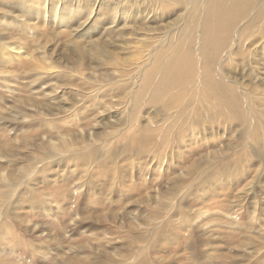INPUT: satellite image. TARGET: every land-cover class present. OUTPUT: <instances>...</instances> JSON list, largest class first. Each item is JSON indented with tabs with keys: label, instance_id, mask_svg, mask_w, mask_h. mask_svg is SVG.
I'll return each mask as SVG.
<instances>
[{
	"label": "rangeland",
	"instance_id": "rangeland-1",
	"mask_svg": "<svg viewBox=\"0 0 264 264\" xmlns=\"http://www.w3.org/2000/svg\"><path fill=\"white\" fill-rule=\"evenodd\" d=\"M0 7L2 9L1 5ZM184 9L186 8L182 7L181 11ZM196 11L188 17L184 23L185 27L181 26L177 28L178 31H171L170 37L167 39L164 36L171 29L166 28V26L169 27L171 23H164L165 18H153L156 23L148 27L151 24V20L147 25L150 31H145L137 26L133 29L129 27V29L123 31L120 29L121 24L118 23L113 28L114 37L108 39L103 33V29L108 26L105 24L98 25L97 29L92 31L86 29V32L74 29L73 25L71 28L67 27L68 32L66 33L64 28H62L63 26H56L51 22L52 18L44 21L43 18L37 19L35 16L31 18L28 15L20 16V13H17L16 10L11 11L10 16H6L16 20H23L22 24H24V27L21 28V31H23L20 32L26 38L22 36V38L18 39L10 28L8 30L10 37L6 36L5 40L6 38L7 41L9 38H16L15 44L25 48H29L33 44L32 48L34 49L37 48L34 44L39 43L40 49L37 50L39 53L34 50V55H30V53L22 55V52H20L21 54L18 57L2 55L4 63H7L8 67L10 66L8 72L15 75L10 76L11 82L5 83L4 87L0 86V141L3 139L20 140L25 134L26 127L30 129L40 124L43 128L46 125V127H49V122H46L49 118H55V120L57 119L58 122H61L64 119L60 118L70 117H67L66 114L71 115V108L69 110L63 108L59 112V110L54 108L49 110L43 107L38 112L33 111L30 113L31 115L28 114L29 118L23 121L24 123H21L18 120L19 117L16 120L14 112L9 111L12 108L32 111L30 107L22 103L28 96L23 89V86L28 84V79L25 78V72L22 68L23 63L32 64L34 62L43 66L50 61L52 64L54 63L55 72L64 70L66 66L70 67L71 64L73 68H76L79 64L78 58H76L79 57V53L76 50L73 51L72 47L62 46L63 39L68 36L74 41H79L82 50H86L84 57H82L86 61L85 65H83L84 69L77 73L76 71H71L72 74L76 75L82 72L84 77H86V92L89 88H94L93 86L99 83L104 84L105 88H103L104 90L102 88L99 89L98 92L106 93L108 91L106 83L120 80L124 73L128 71H131V75H134L133 81L125 86V91L128 92L127 98H124V94H122L121 105L115 108H107L110 113L106 119L111 123L108 126L110 129L105 128V121H102L96 128V130H100L98 132L106 133V135L110 133L109 130L113 129V135L105 139L104 142L97 139L98 143H95L92 147L97 150L96 157L86 168L88 170L95 169L117 139L120 140L119 145H115L116 147L111 156L115 159L114 166L116 168H118L117 165L118 163L120 164L121 158L127 157L128 153L131 158L133 157L134 161H136L135 158L141 157L143 153L140 152V148L142 149L145 144L147 149L151 148L150 150L148 149V154L154 155L155 158L160 153V148H154L155 145L160 144V137H156L152 133L161 131L160 127L168 126V122L165 119L169 115H171L169 119H173L175 110L163 109L162 104H157L144 107L140 111L141 114H138L140 118H136V121L130 117L133 113V107L144 106L145 102L148 101L146 97L142 101L135 99V95L140 93L142 72L150 64L141 69L146 63L147 57L144 58V55L147 52L150 54L152 50L156 49L163 61L159 65L167 63L168 68L175 69L176 65L174 64L177 61H181V53L187 50L193 56L194 74L196 76L200 75L201 71L199 68H201L202 62L206 61L207 55L199 56L198 54L199 42L202 39L200 26L202 13L198 8ZM6 21L9 24L12 19L8 18ZM92 22L93 20L90 23L92 24ZM126 23L129 24L130 22L126 21ZM25 24L32 29L30 33L25 28L27 27ZM241 24H243V21ZM240 29L238 27L234 28L229 34V47L233 49L232 45L234 44L237 48L229 50L228 46H226L221 58L212 63L214 71L210 70L211 77L214 78L215 76L216 80L219 79L225 84L230 81L233 88V91L230 90L231 92L227 95L235 101L233 108L239 117L234 118L233 112L231 121L233 124L230 125L228 131L223 125V127H217L218 129L215 128L214 131L210 129V132L201 130V133L195 131L194 134L192 131V136H185L186 139L180 141V149L176 147L178 142L175 140L172 147L163 150L160 155L162 158L164 156L161 159L163 161L161 167L151 161L146 175L136 174L133 180L137 181V177L140 181H147V183L153 180L152 186L145 190L143 189L141 193L152 197L146 205L139 202L134 204L127 203L128 201L124 204H121L120 201H115L112 205H107L105 204L107 202L106 199L109 198L102 195L101 191H97L96 185H99V183L96 178H94L95 180L93 179L92 186L79 188L76 177L71 176L70 180L67 181L65 176H68V174H65L61 170V166L55 162H49L52 165L45 170H42L41 163H38L40 166L38 170L41 169L38 174L34 176V179L33 177L30 178L29 183L22 184V187L17 190V195H21L25 202L20 206H14L13 201L10 200V192H8L9 199L0 206V264H139V261L142 260L147 261L146 264H264V146L260 142H256L257 145L249 141L246 153L250 157L251 165L249 169L246 168V171H242V183L230 186V184L224 185L222 182L220 184L211 181L217 179L218 175V180L220 177H225L226 171H232L229 169L231 165L229 154L231 152L226 151L224 153V149L234 147L232 143L236 145L234 150L240 149L242 144L245 145L243 141L246 138L244 136L253 138L252 135L255 137V134L256 136L260 134L259 138L264 139V126L262 125L264 123V59L256 58V55L250 54L252 50L257 48V43L250 46L254 41L251 36H247L243 43L235 44ZM40 31L41 34H39ZM20 32H17L16 35H20ZM153 34L158 35L156 41L151 36ZM41 35L44 37L42 40L39 39ZM9 41L11 43L10 39ZM93 41L98 44L102 41V47L100 48L102 53H97L95 56L92 55L96 58L90 56L93 51L89 49V44ZM207 49L212 50L210 46ZM228 51L234 54L235 60H230V62L233 63V69L236 72L231 69V64L227 68L223 67L225 54ZM70 52L73 54V60L67 64L64 56ZM244 52H246V56ZM239 53L243 56L236 57ZM30 56H33L32 61H29ZM44 57L47 58V62ZM82 58L80 60H83ZM108 62H113V68ZM245 62H248L246 66L243 65ZM161 69L162 66L160 67ZM215 72L219 77L216 76ZM226 73L235 78L227 77ZM104 74H108V77H104ZM105 79L106 81L103 82ZM190 81L193 82L191 79ZM201 81H203L202 76ZM58 84L55 88H61ZM121 84L122 82L118 85L121 86ZM196 84L195 82L190 88L184 90L186 97L182 96L183 101L191 97L192 92L197 91ZM47 91H49V88ZM173 91L176 90L171 92ZM32 92L30 90V95ZM213 96L211 95L210 97ZM133 99L136 100L135 103H133ZM95 100H100V98ZM114 100L115 98H112V101ZM218 103L219 100L217 101ZM86 108L99 112V105H94L90 100H86ZM227 110L232 111L229 106H227ZM251 110L259 112L254 122L249 118L251 117ZM46 111L49 116L45 115ZM201 114L207 115L203 110H201ZM149 118L154 121L150 125L148 122ZM131 125L133 126L131 127ZM146 130H150V132ZM123 131L125 132L123 133ZM118 135L120 137H117ZM121 135H125V138ZM106 140L108 141L106 142ZM123 143L134 147L130 151H124V149L120 148ZM212 143L214 144L210 146ZM195 146H201L203 149H197L193 156L185 153L183 157H180L179 153H177L184 150L187 151V149L189 150ZM103 148L104 150H102ZM18 151L20 156L16 157L18 158L16 168L25 165L26 162H23L21 158L25 153L29 155L27 151L22 150V147ZM79 151L80 160L83 159L82 155L90 152L88 150ZM145 154L146 156L148 155L146 152ZM144 158L146 157L144 156ZM22 159L24 160V157ZM140 160L144 161L143 158ZM48 161H51V159ZM226 161L227 163H225ZM75 162L77 161L75 160ZM136 163L137 168L138 162ZM192 163L197 164L198 169L195 170L191 167ZM245 164L247 166V162ZM109 165L111 168L112 164ZM70 166H74L73 162L69 164V169L67 167L66 169L71 172L75 170L74 167H71V169ZM241 168L245 169L244 165ZM128 170L131 171L129 168ZM164 173L167 175L162 178L161 175ZM125 181L123 187L127 189L130 183ZM65 182L67 183L65 184ZM132 182L135 183V181ZM243 187L245 188L243 189ZM126 191L130 195L128 189ZM11 194H14V192H11ZM92 195L93 198H91ZM114 198L118 199V195L114 194L109 200H114ZM110 212L115 213V219L112 221L105 218V215ZM123 213L126 215L127 220L135 217L134 224H137L138 228L128 225L129 228L132 226L131 230L133 232L131 230L128 231V227L124 225V227H120L122 222L120 219L121 215H124ZM103 216L105 219L101 218ZM182 221L184 223L188 222L187 227L181 225ZM140 237L143 239L140 240ZM186 237H189L190 241ZM131 239H133V242L130 241ZM186 241L191 242V245L186 246Z\"/></svg>",
	"mask_w": 264,
	"mask_h": 264
},
{
	"label": "bare ground",
	"instance_id": "bare-ground-1",
	"mask_svg": "<svg viewBox=\"0 0 264 264\" xmlns=\"http://www.w3.org/2000/svg\"><path fill=\"white\" fill-rule=\"evenodd\" d=\"M0 5L2 6V9L0 7V41H1L0 43V86H3V87L5 83H7L8 81L11 82L10 76H12L14 73L11 74L10 72H8L9 71L8 69L10 66L8 67L7 63H4L3 61L4 59H2V55L18 57L21 54L20 52H22V55L23 54L28 55L29 53L30 55H32L34 53V50L35 52H38L37 50L40 49V47L38 46L39 43L34 44L35 46H37V48L34 49L32 48L33 44H31L29 48L28 47L25 48L24 46H19L15 44L14 42L16 41V38H12V39L9 38L11 40V43L9 39H8L9 42L7 41V38L5 40L6 36L10 37L9 36L10 33H8V30L10 28H11V31H13L15 37H17L18 39L22 38L23 36L21 34V32L23 31V30L21 31V28L24 27L23 26L24 24H22L23 20L21 19L16 20L14 18L6 16V15H9L11 11L13 10H16L17 13H20V16L28 15L31 18L32 16H35L37 19L43 18L44 21L45 20L48 21L50 18H52L51 22L56 26H63L62 28H64V32L66 33L68 32L67 27L71 28L73 25H74L73 26L74 29L80 30L82 32L83 31L86 32V29L88 31H92V30L97 29L98 25L101 26V24L103 25L105 24L108 26L107 28L103 29V33L105 37L108 39H112V37H114L113 28H115L118 23L121 24L120 29L123 31H126L127 29H129V27L133 29L135 26L145 31H150L148 27L153 26V24L156 23L155 19L153 18H156V17L163 18V19L165 18L164 23H168V24L171 23L169 27L166 26V28L171 29L164 36V38L166 37L167 39L170 37L171 31L172 32L178 31L177 28L181 26L185 27L184 23L186 22L188 17H190V15L193 14L194 12H197L196 9L198 8V10L200 9V12L202 13V18L200 21V26L202 30V39L199 42L200 48L198 50L199 51L198 54L199 56L207 55L206 61H203L201 68H199L201 71V74L196 76L194 74L195 71L193 70L194 63L192 62L193 61L192 53H190L187 50L181 53L180 55L181 61H177V63L174 64L176 65L175 69L168 68L167 63L159 65L163 61L161 59V55L159 54L158 51H156V49L152 50L150 54L147 52L146 55H144V58L147 57L146 63H144L141 69L147 67V64L149 63L150 64H149V67L146 68L142 72V79L140 80V93L135 95V99H137L138 101H142V99L146 97V100L148 101L146 102L143 101L146 103L144 106H139L138 108L133 107V113L130 115V117L132 118V120L136 121L135 119L136 118L138 119L139 117L138 114L144 107L151 106V105H157V104H162L163 109H174L175 110L173 112V115H174L173 119H169L171 115H169L165 119V121L168 122V126H164L162 128L160 127L161 131H156V133L155 132L152 133L154 136L156 135V137H160L161 139V140L159 139L160 144L158 143L154 147L156 149L160 148V151H159L160 153H158V155L155 158H154V155L153 156L149 155L148 149L150 150L151 148L147 149V147H145L146 144L144 142L145 146H142L143 147L142 149L140 148V152L143 153L141 157L140 156L139 158L134 157L136 160L134 161V159H132L133 157L131 158V156L128 153L129 156L127 155V157L121 158L120 164L118 163L117 165L118 168H116L114 166L115 159L114 157L112 158L111 156L113 155L112 152L114 151V148L117 145H119L120 140L117 139V141L113 143L112 145L113 147H111V149L108 150L109 152L106 154L103 160L101 159L102 161L100 163L98 162L99 164L96 166L95 169H92V170H88L86 168L88 167V165L91 164V162H93V159L94 157H96V154H97V150L93 149L92 147L94 146L95 143H98V140H103L104 142L105 139H107L108 137H112L113 135V129L109 130L110 133L106 135V133L104 134V133L98 132L100 130L99 129L96 130V128H98V126L100 125L102 121H105L104 122L106 124L105 128L110 129L108 128V126L111 123L107 121L106 119L107 115L110 113L108 112L107 108L108 107L115 108L121 105L122 100H123V98H121L122 94H124V98H127L128 92L125 91V86L133 81L134 75H131V71H128L124 73V76H122L120 80L115 81V82L106 83V86H107L106 89H108L106 93L98 92L99 89L105 88V85L99 84L97 83V81H95L97 85L93 86L94 88H89V90L86 92V77H84L83 73L81 72L80 74H77V75L72 74V72L76 71L77 73L84 69L83 65H85L86 61L82 57H84L83 55L86 53L85 52L86 50L85 51L82 50V47L80 45L81 43H79V41L78 42L74 41L70 37L68 38V36H66L63 39L62 46H65L67 48L72 47L73 51L76 50L79 53L78 54L79 57H76L78 58L77 61L79 63L76 66V68H73L71 64L70 67L66 66L64 70H60L61 72L60 71L55 72L54 71L55 67L53 66L54 63L52 64L50 61L43 66L40 63L36 64L34 62H32V64L23 63L22 68L25 72L24 73L26 76L25 78L28 79V84L24 85L23 89L25 93L28 94V96H26V99H24L23 102L22 101L21 102L25 104L26 106L30 107V110L32 111H28L26 109L16 110L12 108L9 111L14 112L15 119L17 120V118L19 117L18 120L19 122L22 123L27 118H29L27 116L28 114L32 113L33 111L38 112L43 107L49 110L51 108H54L56 110H59V112L63 110V108L64 109L66 108L65 110H69V108H71L72 113L71 115L66 114L67 117L70 116L69 118L59 117L60 119H64L61 122H58V120L57 119L55 120V118L54 119L49 118V120L46 121L47 123L49 122V125H50L49 127H46L47 126L46 125L43 128V126H40L41 124L37 127L33 125L35 128L31 127L29 129L26 127L25 134L23 137L20 138V140L3 139L2 141H0V206L3 205L4 202H6L9 199L8 192H10V197H11L10 200L13 201L12 203L14 206L17 207L23 204L25 200L21 197V195H17L18 194L17 190L20 187H22L21 186L22 184L29 183L30 178L33 177L34 179V176L38 174V172L41 169L45 170L46 168H50V165H52V163H49V162H55L56 164L61 166V170L64 171L65 174L66 173L68 174V176H65L67 181L70 180L69 178L71 176L73 177L75 176L78 182V185H79L77 186L79 188L83 186L84 187L92 186L91 183L93 184V179L96 178L97 182L99 183V185H96V189L97 191H101L102 195L108 196L109 199L111 196H114V194L118 195V199L114 198V200L112 199L113 201L106 199V197H104L107 201L106 203L105 202L104 203L107 205L108 204L112 205L113 202L115 201H120L121 204H124L126 201H128L127 203L134 204V203L139 202L143 205H146V203H148L150 199H152V197L148 194L146 196L142 195L141 193L143 189L145 190L146 188H149L152 186L153 180L147 183V181H142V180L140 181V179L137 177L138 179L137 181H140V182L136 183L137 181L133 180V177H135L136 174L146 175L147 168L149 167V163L151 161H154V164H156L158 167H161L163 165L162 164L163 161H161V159H163L164 156L162 158V156L160 155L162 154L165 148L168 149V147L169 148L172 147L175 140L178 142L177 146L176 145L175 146L179 148L180 141L186 139L185 136H188V137L192 136L193 134L192 131L194 132V134H195V131L197 132L199 131L201 133V130L210 132V129L214 131L215 128L217 127L219 128L222 125L225 126L226 131H228V128H230V125L233 124L231 123L233 119V112H234V118L239 117V115L235 113V109L233 108V103L235 101L230 99V97L227 95L229 92L233 91L230 81H228V84H225L219 79L216 80L215 76H214L215 79L210 76V70L214 71L212 63L216 62L218 58L219 59L221 58L225 47L228 46L229 50H235L237 48V46L234 44L232 45L233 49L229 47L230 46L229 45L230 43L229 34L234 30V28L238 27V29H240L241 27V29L238 31L235 44L240 43V42L243 43L247 36H251L254 39V41L251 43L250 46L257 43L256 44L257 48L252 50L250 54L256 55V58L260 57V59H264V0H203V1L202 0H0ZM182 7H185L186 9L181 11ZM8 18L12 19L11 23L9 24L6 21V19ZM92 20L93 22L91 24L90 22ZM126 21L130 23L127 24ZM150 21H151V24L147 27ZM242 21H243V24L240 25ZM26 26L27 27L25 28L28 30V33H30L32 29L28 28L29 27L28 25ZM17 32H20V35L17 36L16 35ZM39 34H41V31ZM151 36L155 41L158 39V35L153 34ZM43 38H44L43 35H41V38L39 39L42 40ZM3 39L4 41H2ZM156 44L154 45L156 46ZM89 45H90L89 49L93 51V53H91L90 55L92 58H96V57H93L95 56V54L102 53L100 50V48L102 47V41H100L99 44L96 43V41H93ZM208 46H210L212 50H208L207 49ZM244 55L246 56V52H244ZM72 56H73L72 52L64 56V60L67 64H69V62L73 60ZM238 56L240 57L243 55L239 53L236 55V57ZM81 58L83 60H80ZM32 59H33V56H30L29 61H32ZM44 59L45 61L47 60L46 57H44ZM230 60L234 61L235 58H234V54L228 51L225 54V62H224L223 67L227 68L229 67V64H231V67H232L231 69L234 72H236L233 69L234 68L233 63H231ZM247 63L248 62H245L243 65L246 66ZM108 64H110V66L113 68L114 66L113 62H108ZM161 66H162V69L160 70ZM107 75H105L104 77H106ZM223 75H224V72H223ZM201 76H202L203 81H201ZM216 76L218 75L216 74ZM226 76L231 79L235 78L234 76H231L230 74H227V73H226ZM106 79L103 80V82L106 81ZM190 79L193 82H191ZM120 82H122L121 86L118 85ZM195 82L197 83L195 86L196 88H198L197 91L192 92L191 97H188L187 100L183 101L182 96L186 97V95H184V90L187 88H190ZM57 84L61 88L59 87L55 88ZM48 88H49V91H47ZM30 90L31 92L33 91L31 95H30ZM59 90L60 92H58ZM172 90H176V91L171 92ZM211 95H214V96L210 97ZM97 98L98 99L100 98V100H95ZM112 98L113 99L115 98V100L112 101ZM135 99H133V103L136 102ZM86 100L92 101L94 105H99V108H98L99 112L91 108L90 109L86 108ZM218 100H219V103L217 104ZM113 102L114 104H112ZM181 103L183 104L181 105ZM227 106H229L232 111L227 110ZM201 110L205 111L207 115L201 114ZM251 112H252L251 117L249 118L252 119V122H254V119L257 117V114L259 112L258 111L254 112L252 110ZM261 113H263V111H261ZM210 114H213V115H210ZM45 115L49 116L47 111ZM148 122L150 125L154 121H152L149 118ZM262 125L264 126V123H262ZM132 126L133 125H131V127ZM146 131L150 132V130H146ZM124 132L125 131H123V133ZM259 135L260 134L256 136L255 134V137L254 135H252L253 138L244 136L246 138L243 141L245 145L242 144L241 148L238 150H234L236 146L234 145L235 143L234 144L232 143V146L234 147L224 149L223 151L224 153H226V151L231 152V153L229 152L230 153L229 156L231 157L230 158L231 160L229 161L231 163V165L229 166V169H231L232 171L231 172L226 171L225 177H220L218 180V176H219L218 175L217 179H213L211 181L213 183L218 182L220 184L222 182L224 185L230 184V186H234V184L240 183L242 181V176H243L242 171H246V168L249 169V166L251 165L250 157L246 153V148L249 147V141H252L254 143L260 142L262 146H264V139L259 138ZM121 136H124L123 138H125V135H121ZM117 137H120V135H118ZM107 141L108 140H106V142ZM131 141H130V144H131ZM139 144H140V141H139ZM213 144L214 143L210 144V146H212ZM120 146L119 147L121 149H124V151L125 150L130 151L132 150V147H134V146L132 147L127 146V143L126 144L123 143ZM20 147H22V150L27 151L30 156L25 153V155H23L24 160L22 159L23 157L21 158V160L23 162L25 161L26 164L16 168V165H17L16 161L18 160V158L16 157L20 156L18 155L19 153L18 150H20ZM197 149L202 150L203 148L201 146H195L194 148L192 147L189 150L187 149V151L184 150V151H180L177 153H179L180 157H183L185 153H188L189 156L190 155L193 156L194 152ZM79 150H82V151L88 150L90 152L86 153L87 157L83 153L84 154L82 155L83 159L80 160L79 153H78L80 152ZM102 150H104V148ZM145 152L149 156L148 155L146 156ZM144 156L146 158H144ZM142 158L144 159V161L140 160ZM49 159H51V161H48ZM258 159H260V157H258ZM75 160L77 162H75ZM71 162H73L74 166H70V168L71 167L75 168V170H73L72 172L68 170L69 169L68 166ZM136 162H138L137 168L135 165ZM246 162H247V166L245 164ZM38 163H41L40 170H38L40 168ZM225 163H227V161ZM109 164H112L111 168ZM242 165H244L245 169L241 168ZM190 166L193 167L195 170L198 169L197 168L198 166L195 163L194 164L192 163ZM66 167L68 169H66ZM128 168L131 171H129ZM254 171L256 170L254 169ZM61 175H62V172H61ZM166 175L167 174L164 173L161 176L162 178H164V176ZM124 180L130 183L127 189L130 192L131 196L127 193L126 191L127 189L123 187ZM132 181H135V183ZM66 183L67 182H65V184ZM244 188L245 187H243V189ZM11 192H14V194H11ZM13 196H15V198H13ZM91 198H93V195ZM101 218H104V216ZM105 218L112 221L115 219V213H112V212L107 213L105 215ZM134 219L135 217L130 218V220H127V217L125 214L121 215L120 220L122 222H121L120 227L124 225L125 227H128V231L131 230L132 226H135V228H138V225L134 224ZM235 222L237 223V221ZM128 225H132V226L129 228ZM181 225L184 227H187L188 222L184 223L182 221ZM131 231L133 232V230ZM186 238L189 239L190 241L189 237H186ZM139 239L142 240L143 238L140 237ZM195 239H196V236H195ZM130 241L133 242V239H131ZM189 241H186L187 243L186 246L191 245V242ZM146 263L147 261L145 260L139 261V264H146Z\"/></svg>",
	"mask_w": 264,
	"mask_h": 264
}]
</instances>
